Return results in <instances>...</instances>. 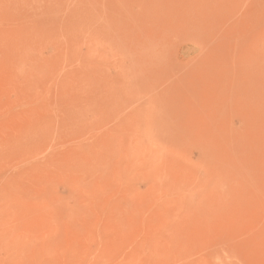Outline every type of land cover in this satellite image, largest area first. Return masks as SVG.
I'll use <instances>...</instances> for the list:
<instances>
[{"label":"rangeland","instance_id":"374dc122","mask_svg":"<svg viewBox=\"0 0 264 264\" xmlns=\"http://www.w3.org/2000/svg\"><path fill=\"white\" fill-rule=\"evenodd\" d=\"M0 264H264V0H0Z\"/></svg>","mask_w":264,"mask_h":264}]
</instances>
